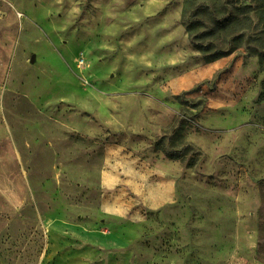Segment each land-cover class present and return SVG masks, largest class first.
Masks as SVG:
<instances>
[{"label":"rangeland","instance_id":"1","mask_svg":"<svg viewBox=\"0 0 264 264\" xmlns=\"http://www.w3.org/2000/svg\"><path fill=\"white\" fill-rule=\"evenodd\" d=\"M263 192L264 0H0V264H264Z\"/></svg>","mask_w":264,"mask_h":264},{"label":"crops","instance_id":"2","mask_svg":"<svg viewBox=\"0 0 264 264\" xmlns=\"http://www.w3.org/2000/svg\"><path fill=\"white\" fill-rule=\"evenodd\" d=\"M158 197H159V195H157ZM259 197H260V206L263 208V210H264V192L263 193H260L259 194ZM116 213H117V215H122V213H124L125 212V209H122V208H120L119 206H115V208L113 209ZM260 216V219L263 221V223H261V226H260V228L261 229H264V211H263V213L261 214V215H259ZM119 264H124V262H120Z\"/></svg>","mask_w":264,"mask_h":264},{"label":"trees","instance_id":"3","mask_svg":"<svg viewBox=\"0 0 264 264\" xmlns=\"http://www.w3.org/2000/svg\"><path fill=\"white\" fill-rule=\"evenodd\" d=\"M169 158L173 159L172 157H169Z\"/></svg>","mask_w":264,"mask_h":264}]
</instances>
